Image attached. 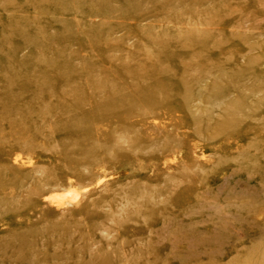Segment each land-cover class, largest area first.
Instances as JSON below:
<instances>
[{"label": "rangeland", "instance_id": "obj_1", "mask_svg": "<svg viewBox=\"0 0 264 264\" xmlns=\"http://www.w3.org/2000/svg\"><path fill=\"white\" fill-rule=\"evenodd\" d=\"M0 264H264V0H0Z\"/></svg>", "mask_w": 264, "mask_h": 264}]
</instances>
